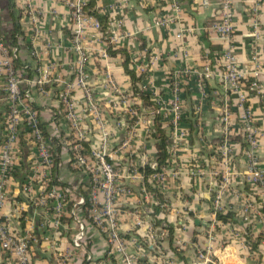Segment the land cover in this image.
I'll return each mask as SVG.
<instances>
[{"label":"crops","instance_id":"obj_1","mask_svg":"<svg viewBox=\"0 0 264 264\" xmlns=\"http://www.w3.org/2000/svg\"><path fill=\"white\" fill-rule=\"evenodd\" d=\"M70 1L0 0V31L6 42L11 41L12 13L19 17L23 30L19 57L32 70L31 77H24L23 86L30 87L41 122L46 124L47 138L59 156L56 174L72 185L77 199L85 196L84 190L90 194L91 181L85 171L71 165V127L58 102L57 82L46 83L43 92L29 84L45 71L51 79L61 76L65 82L75 81L78 56ZM202 1L97 0L100 13L109 18L114 49H121L115 54L108 50V58L99 53L108 47L102 33L92 27L86 32L89 88L114 127L111 150L116 163L123 170L131 160L139 167L156 161L158 125L170 137L168 164L162 167L164 181L159 183L151 175L148 179L151 186L160 184L156 186L160 197L147 189L144 176L122 180L134 194L121 195L118 200L120 224L125 238H138L141 244L130 247L137 264H202L200 254L220 264H264V188L248 181V160L242 144L246 134L244 115H248L257 130L256 156L264 168V0H231L234 31L230 40L221 39L210 29L219 18L220 0H208L206 5ZM254 23H258V36L254 35ZM228 49L236 55L238 67L247 78H254L251 71L258 66L260 69L258 87L245 103L238 92L228 90L220 76L221 53ZM126 55L130 67L144 75L137 86L141 92L150 93V106L144 105L140 93L133 92L132 78L125 70ZM207 56L217 58L220 65L215 66L216 75L206 82L204 92L195 71ZM2 58L0 54V62ZM188 65L195 71L177 77L182 108L176 124L174 113L161 110L156 99L168 102L173 98L174 73ZM110 78L130 96L138 112L137 116L123 112L124 125L120 128H115L116 97ZM73 97L82 110L87 100L85 90L76 84ZM6 107L0 72V118ZM227 128L231 136L240 139L229 140L226 149L223 139ZM52 137L57 140L53 142ZM1 138L0 129V147ZM24 140L27 165L34 169L37 150L28 136ZM49 173L52 175L53 167ZM223 176L228 177L226 186ZM221 188L222 205L233 214L228 221L214 214V194ZM8 195L3 213L13 229L31 236L34 264H113V259L123 264L121 256L110 251L106 238L92 224L87 243L75 247L77 221L67 208L57 222L53 210L38 207L37 194L27 196L22 183L13 177L8 181ZM248 200L256 204L255 209L245 210ZM138 217L144 225H137ZM0 264L17 262L10 252L0 249Z\"/></svg>","mask_w":264,"mask_h":264},{"label":"built area","instance_id":"obj_2","mask_svg":"<svg viewBox=\"0 0 264 264\" xmlns=\"http://www.w3.org/2000/svg\"><path fill=\"white\" fill-rule=\"evenodd\" d=\"M88 0H71L72 19H73V40L74 49L77 53L75 67V81L65 82L61 76L51 79L45 71L36 80L29 81V84L39 86L43 92L44 84L54 80L62 84L63 88L58 94V102L63 106V112L70 123L71 137L69 139L70 162L78 170L85 171L91 181L90 194L87 198L80 196L71 211V215L77 221V231L73 237L75 247H83L89 238V224L96 227L106 238L110 251L121 256L123 264H137L135 255L130 251L132 245H141L138 238H125L122 233V226L119 218L118 200L121 195L133 196V190L129 186L123 185V178L134 179L143 177L140 167L131 160L122 170L114 160L111 150L112 139L114 138V127H111L110 120L104 116L96 104L90 88L89 73L87 65L89 62L88 48L85 45V37L88 28H95L100 31V24L97 19L84 10V5ZM202 4H208V0H203ZM179 10V7L176 5ZM164 24V22H163ZM254 35L258 36V23H254ZM210 29L217 33L221 39L230 40L234 31L233 12L231 0H220L219 18L212 22ZM111 29H109L110 34ZM100 56L108 58L107 48L99 50ZM0 54L3 56L0 62V72L3 73L4 90L6 94L7 109L2 115L4 124V140L0 147V249L10 252L17 264H34L28 233L18 232L10 226L8 218L3 211L8 200V181L12 178V171L20 160V143L23 129L27 127L28 132L23 133L30 138L37 150V166L32 169L29 178L22 184V191L30 197L37 194L35 203L38 207L52 209L57 215V222L63 216L68 202V193L59 186H50V170L55 162V155L50 145L49 139L41 127V119L38 109L35 108L31 97L30 87L24 88L25 78L20 70L15 66V59L19 57V48L12 47L6 42L0 31ZM222 72L220 76L228 90L239 93L242 103H245L251 94L245 89L244 79L246 74L238 67L236 55L230 50L221 53ZM218 59L215 57H205L202 65L196 71L191 66H186L182 70L174 73L173 90L174 95L170 101L156 99L159 107L164 112L172 111L175 115V123L180 118L181 87L177 77L181 73L195 71L198 75L201 89L205 92L206 82L216 75L215 66H219ZM254 80L251 82L250 90L253 92L258 87L257 77L260 75L259 66L251 71ZM111 88L115 92L116 101L114 102V112L116 126L120 128L122 113L128 112L134 116L138 115L137 110L133 109V101L129 95L120 91L117 84L109 79ZM81 86L86 93L84 108L80 110L73 97V87ZM119 115V117H118ZM246 121V140L247 147L244 154L248 160V181L251 184L264 188V168L260 166L256 156L258 147L257 130L248 115H244ZM88 119L91 123L88 122ZM226 120V118H225ZM177 124V123H176ZM96 130V132H95ZM93 132V134H92ZM229 130L225 131L224 144L227 149L229 143ZM89 143V146L86 145ZM152 168H158V162L150 163ZM152 179L159 183L164 181V172L161 169L151 174ZM227 176H223V184L226 186ZM39 182V184H37ZM146 195L148 193L146 192ZM222 188L214 196V214L222 205ZM158 203V202H157ZM255 203L248 200L245 210L255 209ZM86 206L87 215L82 216L83 208ZM137 225H144L142 219H137ZM202 264H220L205 254H200Z\"/></svg>","mask_w":264,"mask_h":264},{"label":"trees","instance_id":"obj_3","mask_svg":"<svg viewBox=\"0 0 264 264\" xmlns=\"http://www.w3.org/2000/svg\"><path fill=\"white\" fill-rule=\"evenodd\" d=\"M84 10L86 13L92 15L95 19L98 20L99 24H100V31L102 33V36L104 38H106V40L108 41V47L107 50H109V52L111 54H115L117 52V50H121V49H114V44L111 42L110 38H109V29H110V21L109 18L106 14H102L100 13L99 9L97 8V0H88V2L84 5ZM12 17H13V22H14V28H13V32L11 35V41H9L8 43L13 47H18L20 46L19 43V38L21 35H23V30L21 27V24L19 22V17H17L14 13H12ZM125 70L126 72L130 75V77L132 78L133 81V89H134V93H140L143 101H144V105H152L153 102L151 100V95L150 93H144L141 92L137 86V82L141 81L144 77L143 74H138L133 68L130 67V59L129 56L126 55L125 58ZM15 66L16 68H18L22 74L23 77L25 76H32V70L30 69V67H26V64L20 59V57L15 59ZM25 70V72H24ZM27 72V73H26ZM74 77H76V72H74L73 74ZM254 80L253 77H248L246 79H244L245 82V89L249 90L250 93H253V90H250V84L251 82ZM56 83V82H55ZM56 86L58 87V93L60 92V90L63 88L62 84H57ZM39 87V86H38ZM47 87V84L44 85V88ZM231 91V90H230ZM35 108L37 109V106L34 104ZM62 109L63 106L61 105ZM7 109V107H6ZM6 109L4 111H6ZM4 112H2L3 115ZM2 115L0 118V125H1V142L4 140V124L2 123ZM134 119V118H133ZM89 122L91 123V121L89 120ZM41 127L44 131V133L46 134V136H49V133L47 131V127L46 124L41 122ZM29 129L27 127H25L23 129L22 135H21V143H20V160L18 161L16 167L13 169L12 171V177L19 180L22 184L26 182V180L29 178V175L32 171V167L27 165L26 162V158L27 155L24 154V150H23V146L25 145L26 141L25 139V135H23V133L28 132ZM156 138L158 139V143H157V156H156V161L158 162V168H152L151 164L148 163L143 167H140V170L145 178L146 181V187L148 190H152L155 191L156 194L159 195V197L161 196L158 188L156 186L160 185L159 183L155 182V187L149 184V176L156 172V171H160L162 169L163 166H165L166 164H168V158H169V151H168V145L170 143V137L166 134L165 130L161 128V125L157 126V131L155 133ZM229 139L230 140H239L240 136H231L229 135ZM53 142L55 140H57V137H52ZM224 140V139H223ZM243 147L246 148L247 147V140L246 137L244 138L243 142ZM51 145V144H50ZM87 146H89V143H86ZM53 150V149H52ZM54 151V150H53ZM54 155H55V162L53 165V173L52 175H50V186H59L62 189L66 190V192L68 193V202L66 205V208L68 209V212L72 211L73 206L76 202V197L74 199V196H77L76 192L73 190L72 185L66 182H63L62 180L59 179V176L56 174V170H57V162L59 160V156L58 154H55L54 151ZM37 184H39V182H37ZM91 187V186H90ZM215 193V192H214ZM83 194L85 195V197L87 198V204L89 205V199L88 196L89 194L87 193V191L84 190ZM215 196V194H214ZM160 205V203H159ZM159 205L157 207H159ZM213 205H214V199H213ZM83 208V213L86 216L87 215V209L86 206L82 207ZM157 211V209H156ZM233 214L231 211H225V207L222 206L220 209L217 210V218L219 220L222 221H228V219L232 218ZM250 245L252 247H256L255 243H250ZM113 264H117V261L115 259H113Z\"/></svg>","mask_w":264,"mask_h":264}]
</instances>
